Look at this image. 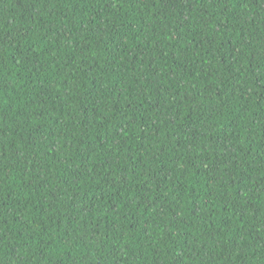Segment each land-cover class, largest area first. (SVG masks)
<instances>
[{
    "label": "trees",
    "instance_id": "16d2710c",
    "mask_svg": "<svg viewBox=\"0 0 264 264\" xmlns=\"http://www.w3.org/2000/svg\"><path fill=\"white\" fill-rule=\"evenodd\" d=\"M0 264H264V0H0Z\"/></svg>",
    "mask_w": 264,
    "mask_h": 264
}]
</instances>
